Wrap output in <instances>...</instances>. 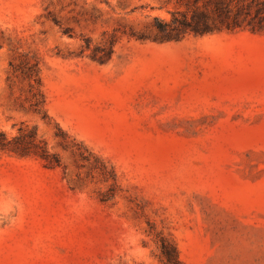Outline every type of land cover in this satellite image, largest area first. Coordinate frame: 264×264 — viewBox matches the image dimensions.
I'll use <instances>...</instances> for the list:
<instances>
[{
    "label": "rangeland",
    "instance_id": "374dc122",
    "mask_svg": "<svg viewBox=\"0 0 264 264\" xmlns=\"http://www.w3.org/2000/svg\"><path fill=\"white\" fill-rule=\"evenodd\" d=\"M175 8L0 0V131L35 125L63 161L0 153V264H168L164 247L181 264H264V31L158 42ZM27 54L48 118L8 79Z\"/></svg>",
    "mask_w": 264,
    "mask_h": 264
},
{
    "label": "trees",
    "instance_id": "16d2710c",
    "mask_svg": "<svg viewBox=\"0 0 264 264\" xmlns=\"http://www.w3.org/2000/svg\"><path fill=\"white\" fill-rule=\"evenodd\" d=\"M176 8L171 12V19L155 18L153 29L158 42L180 40L187 35L203 36L216 32L237 31L249 29L252 32L264 31V0H174ZM60 24V21L53 17ZM67 34H72L67 28H63ZM91 44L86 43V48ZM100 47L92 49V57L100 61L111 59L114 49L112 46L103 48L104 53H99ZM29 54L19 63L11 61V74L9 81L14 78H22L28 81L27 100L37 113L48 118L46 98L43 90V81L40 72V61L36 55ZM23 59V58H22ZM59 128V127H58ZM59 130H61L59 128ZM63 138V143L69 146L66 135L58 134ZM0 153H8L20 157H36L42 161L45 167L55 169L63 165L59 153L53 151L46 139L39 135L35 125L22 122L18 132L13 137H8L4 131H0ZM163 255L168 264H181L175 250L164 247Z\"/></svg>",
    "mask_w": 264,
    "mask_h": 264
}]
</instances>
